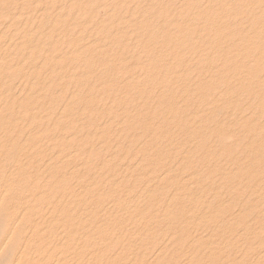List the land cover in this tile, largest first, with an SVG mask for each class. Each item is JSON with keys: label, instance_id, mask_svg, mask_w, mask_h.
I'll list each match as a JSON object with an SVG mask.
<instances>
[{"label": "rangeland", "instance_id": "1", "mask_svg": "<svg viewBox=\"0 0 264 264\" xmlns=\"http://www.w3.org/2000/svg\"><path fill=\"white\" fill-rule=\"evenodd\" d=\"M0 6V264H264V0Z\"/></svg>", "mask_w": 264, "mask_h": 264}, {"label": "bare ground", "instance_id": "2", "mask_svg": "<svg viewBox=\"0 0 264 264\" xmlns=\"http://www.w3.org/2000/svg\"><path fill=\"white\" fill-rule=\"evenodd\" d=\"M20 1V0H19ZM104 2H105V0H104ZM232 2V1H231ZM105 4V3H104ZM108 4V3H107ZM103 5V4H102ZM110 6V5H109ZM1 7V6H0ZM104 7V6H103ZM84 8V7H83ZM96 9V8H95ZM84 10V9H83ZM238 10V9H237ZM109 11V10H108ZM239 11V10H238ZM101 13V12H100ZM12 15V14H11ZM102 15V14H101ZM104 15V14H103ZM26 16V15H25ZM97 16V15H96ZM98 18H99V16H98ZM185 18V17H184ZM85 21V20H84ZM180 21V20H179ZM81 22H82V20H81ZM87 22V21H86ZM164 22V21H163ZM84 23V22H83ZM104 23V22H103ZM105 24V23H104ZM167 24V23H166ZM205 24V23H204ZM203 24V25H204ZM230 24V23H229ZM2 25V24H1ZM74 25V24H73ZM91 24H89L88 23V26H90ZM90 27H92V26H90ZM127 27H128V25H127ZM95 28H96V26H95ZM72 30H74V29H72ZM97 32V31H96ZM113 32V31H112ZM134 33V32H133ZM70 35V34H69ZM164 36V35H163ZM222 37V36H221ZM84 38V37H83ZM188 38V37H187ZM121 40H122V37H121ZM191 40V39H190ZM237 40V39H236ZM64 43V42H63ZM205 43V42H204ZM210 43H211V40H210ZM14 44V43H13ZM208 47V46H207ZM119 48V47H118ZM117 48V49H118ZM63 50V49H62ZM164 51V50H163ZM38 55V54H37ZM155 56V55H154ZM153 56V57H154ZM186 56V55H185ZM184 56V57H185ZM255 56V55H254ZM177 57V56H176ZM182 57V56H181ZM188 57V56H187ZM148 58V57H147ZM164 58V57H163ZM213 58V57H212ZM215 60H217V59H215ZM177 61V60H176ZM139 63V62H138ZM212 63H213V60H212ZM211 63V64H212ZM216 64V63H215ZM70 65V64H69ZM164 65V64H163ZM214 65V64H213ZM212 65V66H213ZM217 65H218V63H217ZM93 66V65H92ZM198 66V65H197ZM204 66V65H203ZM57 67V66H56ZM156 67V66H155ZM199 67V66H198ZM252 67V66H251ZM180 68V67H179ZM153 70H154V68H152ZM163 69V68H162ZM165 69H167V68H165ZM173 72H174V70H172ZM176 71V70H175ZM98 72V71H97ZM117 72V71H116ZM155 72V71H154ZM184 72H185V70H184ZM92 73V72H91ZM96 73V72H95ZM171 73V72H170ZM158 74V73H157ZM92 75V74H91ZM140 75V74H139ZM155 75V74H154ZM166 75V74H165ZM216 75V74H215ZM116 75H114V77H115ZM155 76H157V75H155ZM217 76V75H216ZM263 77V76H262ZM180 79V78H179ZM179 79H177V80H179ZM185 79H187V78H185ZM176 80V81H177ZM175 81V82H176ZM187 81H188V79H187ZM162 82V81H161ZM113 83V82H112ZM118 83V82H117ZM163 83V82H162ZM179 83V82H178ZM181 83V82H180ZM194 83V82H193ZM130 84V83H129ZM187 84V83H186ZM170 85V84H169ZM245 85V84H244ZM97 86V85H96ZM122 86V85H121ZM191 86V85H190ZM123 87V86H122ZM223 87V86H222ZM221 88V87H220ZM242 88V87H241ZM262 88V87H261ZM125 89V88H124ZM148 89V88H147ZM191 89V88H190ZM231 89H232V86H231ZM138 90V89H137ZM172 90V89H171ZM222 90V89H221ZM129 91V90H128ZM163 91V90H162ZM164 91H165V89H164ZM166 92H167V89H166ZM235 92V91H234ZM111 94V93H110ZM118 94V93H117ZM167 94V93H166ZM165 94V95H166ZM168 95V94H167ZM166 95V96H167ZM176 95V94H175ZM185 95V94H184ZM242 95H245V93L243 94L242 93ZM143 97V96H142ZM193 98V97H192ZM203 98V97H202ZM117 99V98H116ZM250 99V98H249ZM150 100V99H149ZM240 100V99H239ZM202 101H203V99H202ZM146 102V101H145ZM169 102V101H168ZM190 102H192V100L190 101ZM196 102V101H195ZM194 102V103H195ZM241 102V101H240ZM151 103V102H150ZM224 103V102H223ZM105 105V104H104ZM198 105V104H197ZM245 105V104H244ZM195 106V105H194ZM103 107V106H102ZM111 107H113V106H111ZM141 107V106H140ZM156 107V106H155ZM104 109V108H103ZM156 109V108H155ZM159 109V108H158ZM198 109H199V107H198ZM237 109V108H236ZM175 110V109H174ZM203 110H206V109H203ZM258 111V110H257ZM141 112V111H140ZM262 112V111H261ZM228 113V112H227ZM249 113V112H248ZM121 114V113H120ZM199 114V113H198ZM220 114V113H219ZM218 114V115H219ZM250 114V113H249ZM249 114H247V115H249ZM177 115V114H176ZM234 115V114H233ZM262 115V114H261ZM162 116V115H161ZM124 117H125V114H124ZM132 117V116H131ZM236 117V116H235ZM242 117H243V115H242ZM245 117V116H244ZM117 118V117H116ZM126 118H128V117H126ZM249 118V117H248ZM97 119V118H96ZM157 119V118H156ZM160 119V118H159ZM195 119H197V118H195ZM252 119V118H251ZM129 120V119H128ZM185 120V119H184ZM90 121V120H89ZM123 121V120H122ZM133 121V120H132ZM196 121V120H195ZM264 121V120H263ZM103 122V121H102ZM115 122H116V120H115ZM197 122H198V120H197ZM156 123V122H155ZM165 123V122H164ZM195 123V122H194ZM213 123V122H212ZM226 123V122H225ZM224 123V124H225ZM237 123V122H236ZM123 124V123H122ZM130 124V123H129ZM135 124V123H134ZM99 125V124H98ZM101 125V124H100ZM120 125H121V123H120ZM120 125H118V126H120ZM124 125V124H123ZM151 125V124H150ZM163 125V124H162ZM170 125V124H169ZM191 126V125H190ZM204 126V125H203ZM124 127V126H123ZM250 127V126H249ZM131 128V127H130ZM129 128V129H130ZM157 128V127H156ZM110 129V128H109ZM117 130H119V129H117ZM186 130V129H185ZM115 131V130H114ZM235 131V130H234ZM107 132V131H106ZM124 132V131H123ZM82 133V132H81ZM103 133V132H102ZM139 133H140V131H139ZM168 133V132H167ZM180 133V132H179ZM227 133V132H226ZM39 134V133H38ZM99 134V133H98ZM260 134V133H259ZM117 135V134H116ZM123 135V134H122ZM192 135V134H191ZM255 135V134H254ZM135 136V135H134ZM245 136V135H244ZM121 137V136H120ZM255 137V136H254ZM124 138H126V137H124ZM209 138V137H208ZM71 139H73V138H71ZM111 139V138H110ZM116 139V138H115ZM186 139V138H185ZM122 140V139H121ZM157 140V139H156ZM178 140V139H177ZM188 140H189V138H188ZM197 140V139H196ZM124 141L125 140H123L121 143H124ZM133 141V140H132ZM180 141H182L181 139H180ZM244 141V140H243ZM242 141V142H243ZM126 142V141H125ZM175 142V141H174ZM190 142H191V140H190ZM205 142V141H204ZM207 142V141H206ZM218 142H220V141H218ZM221 142H222V140H221ZM262 142V141H261ZM217 143V142H216ZM142 144V143H141ZM151 144V143H150ZM165 144V143H164ZM186 144V143H185ZM184 144V145H185ZM195 144V143H194ZM222 144V143H221ZM241 144V143H240ZM261 144V143H260ZM259 144V145H260ZM117 145V144H116ZM131 144H129V146H130ZM148 145V144H147ZM168 145V144H167ZM220 145V144H219ZM258 145V146H259ZM59 146H60V144H59ZM123 146H125V145H123ZM86 147V146H85ZM151 147H153L152 145H151ZM220 147V146H219ZM50 148V147H49ZM111 148V147H110ZM130 149H131V147H129ZM113 149V148H112ZM143 149V148H142ZM118 150V149H117ZM117 150H115V151H117ZM79 151V150H78ZM73 152V151H72ZM77 153V152H76ZM178 153V152H177ZM168 154V153H167ZM127 155H130V153H128ZM230 155H232V154H230ZM73 156V155H72ZM155 156V155H154ZM241 157V156H240ZM175 158V157H174ZM252 158V157H251ZM93 159V158H92ZM26 161V160H25ZM154 161V160H153ZM193 161V160H192ZM93 162H94V160H93ZM228 162V161H227ZM33 163V162H32ZM192 163V162H191ZM68 164H69V162H68ZM118 166V165H117ZM240 167V166H239ZM197 168V167H196ZM243 168V167H242ZM234 170V169H233ZM199 171H200V169H199ZM194 173V172H193ZM199 173V172H198ZM197 173V174H198ZM247 173V172H246ZM229 174H230V172H229ZM237 175V174H236ZM127 176V175H126ZM200 176V175H199ZM223 176V175H222ZM206 180H207V178H206ZM225 180V179H224ZM88 181V180H87ZM215 181V180H214ZM203 182V181H202ZM126 183V182H125ZM161 184V183H160ZM203 184V183H202ZM74 185V184H73ZM126 185V184H125ZM206 185V184H205ZM241 185V184H240ZM260 186V185H259ZM258 186V187H259ZM262 186V185H261ZM260 186V187H261ZM90 187V186H89ZM159 187V186H158ZM250 187V186H249ZM64 189V188H63ZM212 189V188H211ZM200 190V189H199ZM156 191V190H155ZM177 191V190H176ZM125 192V191H124ZM150 192V191H149ZM153 192V191H152ZM248 192V191H247ZM259 192V191H258ZM111 193V192H110ZM113 193V192H112ZM154 194V193H153ZM176 194V193H175ZM211 195V194H210ZM174 196V195H173ZM207 196V195H206ZM219 196V195H218ZM37 197V196H36ZM128 197H130V196H128ZM71 198V197H70ZM109 198V197H108ZM125 198V197H124ZM131 198V197H130ZM134 198V197H133ZM146 198V197H145ZM201 198V197H200ZM209 198V197H208ZM214 198V197H213ZM126 199V198H125ZM132 199V198H131ZM147 199V198H146ZM149 199V198H148ZM219 199V198H218ZM252 199V198H251ZM206 201H207V199H205ZM260 200V199H259ZM173 201V200H172ZM189 201V200H188ZM214 201V200H213ZM99 202V201H98ZM141 202V201H140ZM139 202V203H140ZM149 202V201H148ZM200 202V201H199ZM222 202V201H221ZM185 203H187V201L185 202ZM197 203V202H196ZM205 203V202H204ZM249 203V202H248ZM135 204V203H134ZM133 204V205H134ZM169 204V203H168ZM239 204V203H238ZM140 205V204H139ZM158 205H159V203H158ZM188 205V204H187ZM198 205V204H197ZM212 205V204H211ZM251 205V204H250ZM136 206V205H135ZM160 206V205H159ZM189 206V205H188ZM209 206H210V204H209ZM208 206V207H209ZM226 206V205H225ZM129 207V206H128ZM130 207H131V205H130ZM170 207V206H169ZM186 207V206H185ZM184 207V208H185ZM258 207V206H257ZM140 208V207H139ZM189 208H191V206L189 207ZM210 208V207H209ZM227 208V207H226ZM237 208V207H236ZM146 209V208H145ZM170 209V208H169ZM178 209V208H177ZM182 209V208H181ZM188 209V208H187ZM204 209V208H203ZM208 210V209H207ZM218 210V209H217ZM230 210V209H229ZM84 211V210H83ZM234 211V210H233ZM201 212V211H200ZM208 212V211H207ZM253 212V211H252ZM263 212V211H262ZM128 213V212H127ZM148 213V212H147ZM165 213V212H164ZM174 213V212H173ZM172 213V214H173ZM221 213V212H220ZM255 213V212H254ZM216 214V213H215ZM135 216V215H134ZM142 216V215H141ZM181 216H183V215H181ZM190 216V215H189ZM188 216V217H189ZM216 216H217V214H216ZM143 217V216H142ZM164 217V216H163ZM211 217V216H210ZM218 217V216H217ZM111 218V217H110ZM216 218V217H215ZM238 218V217H237ZM260 218V217H259ZM154 219V218H153ZM157 219V218H156ZM206 220H207V218H205ZM21 220V219H20ZM151 220V219H150ZM161 221V220H160ZM246 221V220H245ZM251 221V220H250ZM93 222V221H92ZM104 222V221H103ZM165 222V221H164ZM175 222V221H174ZM181 222V221H180ZM191 223V222H190ZM207 223V222H206ZM215 223V222H214ZM216 223H217V221H216ZM227 223V222H226ZM202 224H203V222H202ZM218 224V223H217ZM234 224V223H233ZM99 225V224H98ZM131 225V224H130ZM206 225V224H205ZM227 225V224H226ZM15 226V225H14ZM82 227V226H81ZM86 227V226H85ZM156 227V226H155ZM215 227V226H214ZM158 228H159V225H158ZM184 228V227H183ZM209 228V227H208ZM210 228H212V227H210ZM141 229V228H140ZM190 229V228H189ZM197 229V228H196ZM199 230V229H198ZM218 230V229H217ZM238 230V229H237ZM250 230V229H249ZM32 231V230H31ZM78 231V230H77ZM86 231V230H85ZM169 231V230H168ZM204 231H206V230H204ZM240 231V230H239ZM244 231V230H243ZM135 232V231H134ZM196 232H197V230H196ZM210 232V231H209ZM208 232V233H209ZM214 232H215V230H214ZM219 232V231H218ZM251 232V231H250ZM82 233V232H81ZM87 233V232H86ZM175 233H177V232H175ZM195 233V232H194ZM207 233V234H208ZM239 233V232H238ZM135 234V233H134ZM214 234H216V233H214ZM9 236V235H8ZM140 236H141V234H140ZM205 237H206V235H205ZM209 237H211V236H209ZM224 237V236H223ZM27 238V237H26ZM47 238H49V237H47ZM175 238H176V236H175ZM195 238V237H194ZM146 239V238H145ZM144 239V240H145ZM210 239V238H209ZM143 240V239H142ZM172 241V240H171ZM180 241V240H179ZM193 241V240H192ZM206 241V240H205ZM231 241V240H230ZM115 242V241H114ZM154 242V241H153ZM184 242V241H183ZM197 242V241H196ZM213 242V241H212ZM238 242V241H237ZM146 243H148V242H146ZM211 243V242H210ZM254 243V242H253ZM190 245V244H189ZM196 245V244H195ZM207 245V244H206ZM226 245V243L224 244V246ZM257 245V244H256ZM2 246V245H1ZM23 246V245H22ZM168 246V245H167ZM172 247V246H171ZM176 247V246H175ZM181 248H183V247H181ZM191 249V248H190ZM196 249V248H195ZM202 250V249H201ZM1 251V250H0ZM199 251V250H198ZM206 251H207V249H206ZM210 251V250H209ZM261 251V250H260ZM188 252V251H187ZM186 252V253H187ZM161 253V252H160ZM205 253V252H204ZM258 253H259V251H258ZM252 254H254V253H252ZM262 254V253H261ZM191 255V254H190ZM194 256H196V255H194ZM220 256V255H219ZM234 256H235V254H234ZM18 257V256H17ZM191 257V256H190ZM229 257V256H228ZM237 257V256H236ZM239 257V256H238ZM237 257V258H238ZM35 258V257H34ZM33 258V259H34ZM212 258V257H211ZM194 259V258H193ZM210 261V260H209ZM246 261V260H245ZM212 262V261H211ZM253 262V261H252ZM213 263V262H212Z\"/></svg>", "mask_w": 264, "mask_h": 264}]
</instances>
